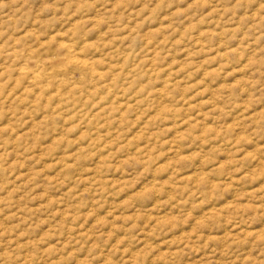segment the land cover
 <instances>
[{
    "label": "rangeland",
    "instance_id": "374dc122",
    "mask_svg": "<svg viewBox=\"0 0 264 264\" xmlns=\"http://www.w3.org/2000/svg\"><path fill=\"white\" fill-rule=\"evenodd\" d=\"M0 264H264V0H0Z\"/></svg>",
    "mask_w": 264,
    "mask_h": 264
},
{
    "label": "bare ground",
    "instance_id": "6f19581e",
    "mask_svg": "<svg viewBox=\"0 0 264 264\" xmlns=\"http://www.w3.org/2000/svg\"><path fill=\"white\" fill-rule=\"evenodd\" d=\"M68 43H69V42H68ZM66 44H67V43H66ZM71 45H73V44H71ZM71 45H70L69 49L74 51V47H75L76 44H75L73 47H72ZM75 48H76V47H75ZM76 49H77V48H76ZM77 50H78V49H77ZM77 50H76V51H77ZM67 51H68V50H67ZM67 53H68V52H67ZM71 53H72V52H71ZM82 55H84V54H82ZM70 56H71V54H70ZM76 57H77V56H76ZM81 57H82V56H81ZM70 58H71V57H69V59H70ZM72 58H73V56H72ZM72 58H71V59H72ZM77 58H78V57H77ZM71 59H70V61H71ZM84 59H85V58H84ZM87 59H88V58H87ZM67 60H68V59H67ZM72 60H73V59H72ZM79 60H80V59H79ZM73 61H78V60H73ZM81 61H82V60H80L79 62H81ZM86 61H87V60H86ZM89 61H90V60H89ZM89 61H88V62H89ZM68 63H69V62H68ZM76 63H77V62H76ZM92 63H93V62H92ZM71 64H72V63H71ZM74 64H75V63H74ZM78 64H79V63H78ZM81 64H82V66L84 65V66H83L84 68H86V67H88V66L90 65V64H89V65H86L87 63H85V62H83V63L81 62ZM93 65H94V64H93ZM93 65H92V66H93ZM75 66L77 67L78 65H75ZM75 66H74V67H75ZM79 66H80V64H79ZM68 67H69V66H68ZM76 67H75V68H76ZM81 68H82V67H81ZM88 68H89V67H88ZM93 68H94V67H93ZM77 69H78V68H77ZM25 70H27V69L25 68ZM25 70H23V71H25ZM39 70H40V69H38V71H39ZM86 70H87V69H86ZM95 70H96V69H95ZM21 71H22V69H21ZM38 71H37V74H38ZM49 71H50V70H49ZM61 71H62V70H61ZM91 71H92V70H91ZM35 72H36V70H35ZM43 72H44V71H43ZM52 72H53V74H54V71H51V73H52ZM83 72H84V71H83ZM97 72H98V71H97ZM26 73H27V72H26ZM46 73L48 74V72H46ZM46 73H45V74H46ZM62 73H63V72H62ZM85 73H86V72H85ZM86 74H87V73H86ZM33 75H35V73H34ZM48 75L50 76V73H49ZM61 75H62V74H61ZM82 75H83V74H82ZM97 75H98V74H97ZM30 76H32V75H30ZM51 76H52V75H51ZM57 76H58V74H57ZM63 76H64V75H63ZM65 76H66V74H65ZM98 76H100V75H98ZM28 77H29V76H28ZM33 77H34V76H33ZM58 77H59V76H58ZM101 77H102V76H101ZM47 78H48V77H47ZM51 78H52V77H50V79H51ZM63 78H64V77H62L61 80H63ZM94 78H95V77H94ZM31 79H32V78H31ZM45 79H46V78H45ZM66 79H67V78H66ZM92 79H93V77H92ZM101 79H102V78H101ZM33 80H34V79H33ZM57 80H58V79H57ZM38 81H39V80H38ZM48 81H49V80H48ZM67 81H68V80H67ZM81 81H82V79H81ZM92 81H93V80H92ZM97 81H100V80H96V83H97ZM60 82H62V81H60ZM60 82H58V83H60ZM64 82H65V81H64ZM64 82H62V83H64ZM68 82H69V81H68ZM68 82H67V83H68ZM77 82H78V81H77ZM94 82H95V80H94ZM65 83H66V82H65ZM70 83H71V82H70ZM60 85H62V84H60ZM78 86H79V85H78ZM59 87H61V86H59ZM72 90H73V89H72ZM56 94H57V93H56ZM59 94H60V92H59ZM74 94H75V93H74Z\"/></svg>",
    "mask_w": 264,
    "mask_h": 264
}]
</instances>
